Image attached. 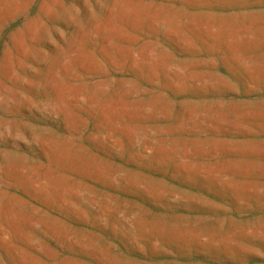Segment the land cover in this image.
<instances>
[{
    "label": "rangeland",
    "instance_id": "rangeland-1",
    "mask_svg": "<svg viewBox=\"0 0 264 264\" xmlns=\"http://www.w3.org/2000/svg\"><path fill=\"white\" fill-rule=\"evenodd\" d=\"M0 264H264V0H0Z\"/></svg>",
    "mask_w": 264,
    "mask_h": 264
}]
</instances>
